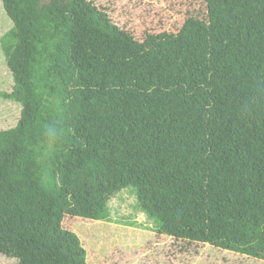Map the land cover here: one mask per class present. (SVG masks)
<instances>
[{
  "label": "trees",
  "instance_id": "1",
  "mask_svg": "<svg viewBox=\"0 0 264 264\" xmlns=\"http://www.w3.org/2000/svg\"><path fill=\"white\" fill-rule=\"evenodd\" d=\"M1 1L13 22L0 38L13 83L0 98L18 104L20 116L0 129V255L13 264H89L63 227L75 191L60 184L58 162L83 146L71 127L70 87L99 66L120 71L142 42L88 0ZM205 4L204 236L264 261V0Z\"/></svg>",
  "mask_w": 264,
  "mask_h": 264
},
{
  "label": "rangeland",
  "instance_id": "2",
  "mask_svg": "<svg viewBox=\"0 0 264 264\" xmlns=\"http://www.w3.org/2000/svg\"><path fill=\"white\" fill-rule=\"evenodd\" d=\"M88 1L142 47L119 60L120 71L99 66L70 87L71 127L83 146L58 162L60 184L75 191L63 227L79 237L89 264H263L204 236L205 0ZM0 12L4 35L13 22ZM12 83L0 54V90ZM19 116L18 104L0 98V129ZM14 262L0 255V264Z\"/></svg>",
  "mask_w": 264,
  "mask_h": 264
},
{
  "label": "crops",
  "instance_id": "3",
  "mask_svg": "<svg viewBox=\"0 0 264 264\" xmlns=\"http://www.w3.org/2000/svg\"><path fill=\"white\" fill-rule=\"evenodd\" d=\"M1 7H3L2 1L0 0V10ZM4 8V7H3ZM5 10V9H4ZM6 12V11H5ZM7 14V13H6ZM8 16V14H7ZM4 24H7L6 18L4 17V15L0 12V36L3 35V33L6 31L4 29Z\"/></svg>",
  "mask_w": 264,
  "mask_h": 264
}]
</instances>
